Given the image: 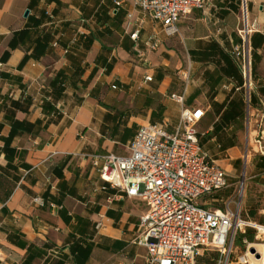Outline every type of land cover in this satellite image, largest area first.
<instances>
[{"label": "crops", "instance_id": "crops-1", "mask_svg": "<svg viewBox=\"0 0 264 264\" xmlns=\"http://www.w3.org/2000/svg\"><path fill=\"white\" fill-rule=\"evenodd\" d=\"M117 1L0 0V264H148L136 243L145 203L102 191L91 157H128L142 126L171 130L184 109H202L200 124L213 114L211 135L216 108L246 87L234 60L242 87L220 79L208 101L215 67L192 58L202 43L231 55L240 0H203L154 51L146 43L163 36L162 25ZM247 8L253 65V56L264 60V0ZM226 161H218L225 170Z\"/></svg>", "mask_w": 264, "mask_h": 264}, {"label": "built area", "instance_id": "built-area-1", "mask_svg": "<svg viewBox=\"0 0 264 264\" xmlns=\"http://www.w3.org/2000/svg\"><path fill=\"white\" fill-rule=\"evenodd\" d=\"M131 1L145 16L162 25L163 36L154 35L147 40L153 51L163 39L179 34L182 19L195 9H204L203 0ZM124 2L118 0L116 5ZM242 14L240 43L231 56L241 68L246 87H252L250 39L255 25L249 20L247 0H243ZM141 30L140 25L135 27L131 33L133 41L139 40ZM145 81L151 82L152 78ZM112 88L117 90L118 86ZM171 98L184 102L183 96ZM262 107L264 110V99ZM204 116L202 109H184L179 124L171 130L166 124L142 126L130 144L128 157L92 156V166L104 182L100 189L145 203L147 212L140 220L136 243L146 248L148 264H196L205 250L219 252L227 262L238 253V264H264V222L242 216L243 181L232 194H224L230 188V174L204 149L198 129ZM252 135L255 151L264 156V113ZM248 149L247 144L246 159L250 158ZM34 202L44 205L40 198ZM213 203L219 206L212 208ZM261 215L264 220V210ZM102 226L100 221L97 229ZM247 230L256 241L250 243L245 238V252L239 253L236 235ZM252 247L255 253L250 252Z\"/></svg>", "mask_w": 264, "mask_h": 264}, {"label": "rangeland", "instance_id": "rangeland-1", "mask_svg": "<svg viewBox=\"0 0 264 264\" xmlns=\"http://www.w3.org/2000/svg\"><path fill=\"white\" fill-rule=\"evenodd\" d=\"M242 3L243 0H240L239 13L241 14L238 16L240 21H235V23L238 22V30L243 24ZM238 30L236 31L237 35ZM203 44L197 47L194 46V48L199 49V52L194 57L192 55V58L202 65L211 64L215 67L214 75L206 84L207 92L205 95L208 101L212 102V99L216 96L215 86L218 84V80L225 79L224 81H226L228 78H233L241 87L243 80L240 70L234 65L235 61L231 55L219 51L218 53H209ZM258 66L262 67L261 73L264 74V60H262V57L259 60L253 56L252 72L255 81L254 86L242 88L235 97L232 99L228 98L223 105L216 108L215 111L219 116V120L214 126L212 134L207 133L206 130L208 127L205 126V121H211L213 114L208 113V119L198 127L206 151H212L214 153L212 155L216 161L221 162L227 160L225 165H230L227 169L230 174L228 182L230 188L224 194L227 196L232 194L243 181L242 216L251 220H254L248 215L251 209L256 210V219L258 220L263 219L261 212L264 210V156L255 151L252 135L253 131L257 129V121L264 113L262 107V101L264 99V77L259 78L260 76L256 74ZM228 74L232 75L228 76ZM212 138H216V144L210 142ZM247 144L250 155L248 159H246ZM218 206L217 203H213L212 208ZM246 232L252 233L248 230ZM235 247H237L239 253L245 252L244 246L238 247L235 244ZM237 255L238 253L232 254L227 262L226 258L219 252L205 250L197 258L196 264H238L236 260Z\"/></svg>", "mask_w": 264, "mask_h": 264}, {"label": "trees", "instance_id": "trees-1", "mask_svg": "<svg viewBox=\"0 0 264 264\" xmlns=\"http://www.w3.org/2000/svg\"><path fill=\"white\" fill-rule=\"evenodd\" d=\"M248 215H250V217L252 219H254V221H263V219L262 220L256 219V210L255 209L254 210L251 209ZM245 238L248 239L249 242H254L255 235L253 233H248V232H246V233L238 232V234L236 235V238H235V244L238 247L243 246L244 245L243 241Z\"/></svg>", "mask_w": 264, "mask_h": 264}, {"label": "water", "instance_id": "water-1", "mask_svg": "<svg viewBox=\"0 0 264 264\" xmlns=\"http://www.w3.org/2000/svg\"><path fill=\"white\" fill-rule=\"evenodd\" d=\"M28 15H29V11H26L25 17H27ZM250 252H251V253H255V249L252 247V248L250 249ZM257 257H258V255H257Z\"/></svg>", "mask_w": 264, "mask_h": 264}]
</instances>
